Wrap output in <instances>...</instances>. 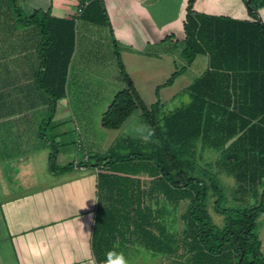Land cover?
I'll return each mask as SVG.
<instances>
[{
  "label": "trees",
  "instance_id": "trees-1",
  "mask_svg": "<svg viewBox=\"0 0 264 264\" xmlns=\"http://www.w3.org/2000/svg\"><path fill=\"white\" fill-rule=\"evenodd\" d=\"M9 3L18 28L36 26L41 35L33 84L44 95L52 118L66 97L77 22L105 26L112 35L104 2L83 0L82 12L70 19L55 17L50 9L26 15L20 0ZM194 3L187 5L182 57L189 66L198 55H207L209 64L184 91L190 102L167 113L157 88V101L146 106L116 52L126 89L103 113L101 127L119 130L140 112L148 140L127 138L118 144L117 139L109 157L84 155V160L61 167L54 163L57 150L52 153V172L97 170L91 238L97 264L109 250L123 253L129 248L169 258L182 248V264H264L256 232L264 215V24L198 14ZM248 7L260 10L264 0H250ZM185 69L172 74L164 86ZM47 121L38 134L46 142L42 133ZM114 148L130 152L113 153ZM208 153L216 154L215 161L204 160ZM218 168L235 181L236 207L226 206ZM249 196L255 203L240 206ZM181 204L187 205L177 217ZM210 209L222 218L220 227Z\"/></svg>",
  "mask_w": 264,
  "mask_h": 264
},
{
  "label": "crops",
  "instance_id": "crops-1",
  "mask_svg": "<svg viewBox=\"0 0 264 264\" xmlns=\"http://www.w3.org/2000/svg\"><path fill=\"white\" fill-rule=\"evenodd\" d=\"M82 1L20 0V7L26 15L37 9L44 11L50 9L53 16L70 19L77 16L75 12L70 11V8L78 11ZM189 1L103 0L112 29V35L108 29L109 35L111 39H115L116 46L128 49L126 53L130 55L133 65H129L125 60L123 65L141 99L144 93L146 97L151 98L150 101H153L154 96L156 97V89L159 88L158 100L165 107L174 102L178 96L185 95L184 91L194 82L196 69L193 68L196 64L202 67L203 73L208 69L207 55H198L189 66L184 65L183 60L184 63L180 65H184L186 69L178 74L171 85L164 86L171 75L179 71L174 70L176 66L170 72L169 68L166 66L164 68V64H152L146 70L140 68V64L137 63L136 55L140 56L141 52H146L150 47L159 45L161 48L167 41L175 45L184 42V23ZM193 10L207 16L257 21L264 24V7L260 10L250 9L244 0H195ZM78 37L79 30L76 27V44L68 78L71 76L72 64L78 49ZM86 54L89 56L91 51H87ZM123 54L125 56L124 52ZM199 57L205 60L198 62ZM129 67L135 70L134 73ZM136 81L146 84V86L138 85L143 91L137 86ZM40 100L41 108L46 109L47 105L43 97ZM131 117L119 130H110L112 136L108 135L107 147L114 144L119 135L124 132H127V137L130 139L148 140L147 134L131 121ZM7 119L0 120V123ZM110 131L108 130V133ZM10 134L14 133L10 132ZM5 140L8 138L6 137ZM77 142L79 143V140ZM81 148L79 144L78 151ZM24 161H26L25 157H0V162L7 163L4 169H0V181L8 179L16 187L11 192L8 191L6 197L0 200V264H90L93 256L91 238L97 204V170L90 167L65 174H53L50 170L43 168L46 174L44 182L36 184L35 180L30 181L36 190L24 191L23 194L17 195L14 192L19 188L21 178L25 174L24 168H28L23 167ZM129 249L123 254L128 253V257L136 258L134 264H142L144 259H147L144 264H182L186 260L179 258L178 255L169 258L153 255L148 251L144 253L145 250L141 248Z\"/></svg>",
  "mask_w": 264,
  "mask_h": 264
},
{
  "label": "rangeland",
  "instance_id": "rangeland-1",
  "mask_svg": "<svg viewBox=\"0 0 264 264\" xmlns=\"http://www.w3.org/2000/svg\"><path fill=\"white\" fill-rule=\"evenodd\" d=\"M70 9L72 13L79 14L77 9ZM15 21L9 0H0V120L8 118L5 122L0 123V157H25L26 161L22 165L28 168H24L25 171L23 170L25 174L19 183L20 189L18 188L14 192V194L21 195L24 191L33 192L36 190V187L30 181L35 180L36 184L44 182L46 174L43 168L50 170L53 151L57 150V157L54 160L57 167L82 161L84 155L110 156L107 141L109 140L108 135L112 136V132L109 130L108 133V130L101 127V118L115 95L126 89L116 52L121 55L122 62L125 60L131 66L133 63L130 55L126 53L128 49L118 45L114 47L105 26L80 20L77 23L79 44L76 55L74 54L71 76L67 80L66 97L57 103L55 115L49 118L48 107L43 109L40 104L42 97L45 103L46 99L41 92L35 89L33 84L34 73L40 63L36 54V46L42 40L41 35L36 26L20 29ZM11 44L13 45L11 46ZM164 44L161 48L159 45L158 47H150L146 52H141L140 56L136 55L140 68L147 70L152 64H164V68L166 66L171 72L174 66H176L174 69L176 71V69L180 70L186 65L185 60L181 57L184 49L183 43L175 45L167 41ZM87 51H91L89 56L86 54ZM202 60H205V58L199 57L197 59L198 62ZM181 63H184V65H180ZM129 68L134 73L135 70ZM193 69H196L194 72L195 80L203 71H201L202 67L199 64H196ZM187 76L190 77V75ZM136 83L137 86L139 84L146 86L145 83L139 81H136ZM176 84H179V82H176ZM134 87L138 92L135 85ZM139 88L143 91L141 87ZM3 94L7 95L2 96ZM152 94L154 96L155 92ZM142 96L148 107L156 101L155 96L153 101H150L151 98L146 97L144 93ZM188 102H190V95L185 93V95L178 96L174 102L167 104L163 111L169 113ZM140 115V112H136L131 117V121L147 133V125L144 124ZM45 121L49 125L45 126V131L42 134L48 142L42 141L38 136L41 124ZM10 132L14 134H10ZM6 137L8 140H5ZM127 138V132H124L117 138V143H124ZM77 140H79V143ZM79 144L82 146L80 151H78ZM112 152L128 154L130 150L127 152L122 151L120 148H114ZM207 155L210 157H205V161H215L216 154L208 153ZM92 160L96 159L93 157ZM5 165L7 163L0 162V169H4ZM217 171L219 172L218 176L224 195L227 198L226 206H238L234 202L235 181L221 168H218ZM50 172L58 174L51 170ZM15 188L8 179L0 181V200L6 197L8 191L11 192ZM254 203L253 197L249 196L248 202L240 206L248 207ZM186 205L181 204L177 211V217L185 210ZM209 212L212 214L214 223L220 227V223L223 221L222 218L216 215L212 209ZM181 226V220H179V228ZM256 232L264 256V215L258 220ZM129 250L125 249L123 252ZM182 252L183 249L180 248L179 252L173 256H179V253ZM144 253H147V251L145 250ZM123 255L128 264L136 262V258L128 257V253ZM146 262L147 259H144L142 264Z\"/></svg>",
  "mask_w": 264,
  "mask_h": 264
},
{
  "label": "clouds",
  "instance_id": "clouds-1",
  "mask_svg": "<svg viewBox=\"0 0 264 264\" xmlns=\"http://www.w3.org/2000/svg\"><path fill=\"white\" fill-rule=\"evenodd\" d=\"M81 225L82 228H84V225L83 224ZM89 235L91 234L89 233ZM90 264H97L94 255L92 256ZM101 264H128V262L125 256L123 255V253L114 250H109L108 252L105 253V258L101 262Z\"/></svg>",
  "mask_w": 264,
  "mask_h": 264
},
{
  "label": "built area",
  "instance_id": "built-area-1",
  "mask_svg": "<svg viewBox=\"0 0 264 264\" xmlns=\"http://www.w3.org/2000/svg\"><path fill=\"white\" fill-rule=\"evenodd\" d=\"M82 8H83V6H81V7L79 8V10H78V13H79V14L82 12Z\"/></svg>",
  "mask_w": 264,
  "mask_h": 264
},
{
  "label": "water",
  "instance_id": "water-1",
  "mask_svg": "<svg viewBox=\"0 0 264 264\" xmlns=\"http://www.w3.org/2000/svg\"><path fill=\"white\" fill-rule=\"evenodd\" d=\"M249 1H250V0L247 1V4H249Z\"/></svg>",
  "mask_w": 264,
  "mask_h": 264
}]
</instances>
